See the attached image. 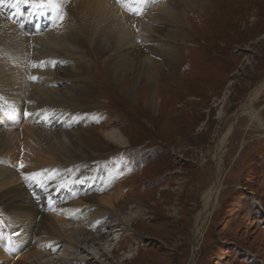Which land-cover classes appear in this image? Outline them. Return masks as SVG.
<instances>
[{
	"label": "rangeland",
	"instance_id": "rangeland-1",
	"mask_svg": "<svg viewBox=\"0 0 264 264\" xmlns=\"http://www.w3.org/2000/svg\"><path fill=\"white\" fill-rule=\"evenodd\" d=\"M171 2L187 22L189 36L185 41L170 37L171 28L179 22L160 13L166 19L160 16L163 20L157 25L164 31L151 32L145 44L152 41L155 50H148V57L162 63L163 78L155 80L149 95L142 94L140 88L147 79L141 78L132 99L127 94L132 72H125V83H116L108 69L110 53L91 42L92 30L100 24L98 11L71 8V1L61 6L62 27L73 25L78 36L69 64L62 60L59 64L61 89L74 93L76 109L83 115L75 118L72 129L99 152H89L77 161L78 172L50 173L54 177L47 187L29 181L31 171L23 173L25 188L44 212V229L36 235L33 220L26 215L28 206L17 219L6 208L0 190V264L22 261L18 257L34 250H40L43 261L62 264L59 258L72 251L71 246L62 241L67 237H50L54 231L49 234L46 229L49 222L69 235L66 227L91 230L90 219L98 218L106 233L103 240L115 242H102L103 256L92 240L76 250L81 257H96L95 264H264V126L242 113L251 103L264 123V92L254 95L264 84V0H205L198 10L187 0ZM151 14L144 13L145 19H153ZM108 24L113 40H122L116 51L125 53L126 45L121 48L125 34L119 32L124 25L104 22ZM132 26L134 32L145 28L133 22ZM137 43L145 45L139 38ZM171 44L177 50L175 64L164 46ZM70 72H77L74 81L68 78ZM9 110L15 119L1 122L5 113L1 111L0 131L14 127L21 132L31 119L21 114L20 106ZM239 111L242 114L237 117ZM45 120L39 116V121ZM53 124L57 128L63 122ZM109 128L122 131L128 144L119 146L108 140L103 131ZM230 129L221 191L194 261L196 216L203 208L205 192L216 183L214 150ZM124 219H129L128 224ZM133 254L136 258L128 260ZM41 263L45 264L35 262Z\"/></svg>",
	"mask_w": 264,
	"mask_h": 264
},
{
	"label": "bare ground",
	"instance_id": "bare-ground-1",
	"mask_svg": "<svg viewBox=\"0 0 264 264\" xmlns=\"http://www.w3.org/2000/svg\"><path fill=\"white\" fill-rule=\"evenodd\" d=\"M70 1L71 8L78 7L80 10L84 9L86 12H89L92 10L91 7H93L98 11V15H100V21H98V23L100 22V24L94 26L91 42L98 44L96 45L98 50L110 53V57L107 59L108 69L111 71L116 83L120 80H124L125 83V72H132L133 84L127 92L130 99L134 97L133 90L136 88L141 78L144 77L147 79L140 88L142 94L149 95L151 90H154L153 85L155 84V80L157 81V79L163 75L162 63L150 60L148 57L151 54L149 51L152 52L155 50L154 45L151 43L152 41L145 44V40L147 39L148 41V38L152 36L151 32L163 33L164 29L157 25L158 21L163 20V18L164 20L166 19L164 15L161 14L166 13L169 17L177 19L179 22L178 25L171 28L169 32L170 37L178 39L176 41H185L189 36L185 28L187 22L183 19V15L177 12V4L171 2V0H125V2L124 0H121V2H117V0H61L62 3L59 4V10L61 11V6L66 3L68 4ZM187 1L197 10L205 4V0ZM39 2L40 1L20 3L18 0H4L3 3H0V112H5L4 115H1V122L10 119L14 120L15 113L9 109L10 107L16 108L17 106L18 108L19 106L22 107L21 114L24 113L25 115L26 113L28 119H31L24 123L21 132L14 127L8 132L0 131V190L3 189L1 196L5 198L6 208L12 210V212L17 215V219L20 217L22 211H24L23 209H26L28 206L26 215L33 220V226L36 228V231L33 232L34 235L44 229V212L42 208L39 207L38 203L31 198L25 188L22 179L26 178V174L23 173L31 171V177L35 173H41L37 179L40 181L41 185L47 187L48 182L54 177V175L50 173L56 174L57 172L60 175H64L70 171L75 172L76 169L80 168V165H77V161L87 156L89 152H99L98 150L91 149L86 144L80 131L72 129L75 118H81L83 115L76 109L78 106L75 103L76 99L74 93H63L60 85L61 68L59 64L62 61H64L63 63H65L66 66L69 64L68 58H71V51L75 48V44L77 45V32L72 29L73 25L70 27L71 25L67 24L65 27H62L63 24H61L60 21L63 22V17L59 14V10L47 7H36L35 4ZM3 11L5 13H3ZM144 13H152L151 16L155 15V13L158 14L155 15L153 19H145ZM74 15L77 17V14H73V16ZM160 16L163 18L159 19ZM59 17H62V20ZM105 21H112L124 25V28H122V30L120 29L119 32L121 31L125 34L123 38L126 39H124V43L121 45V48L126 45L124 49L125 53L116 51L122 40H113L115 38L113 34H108L112 27H110L109 24L104 26ZM124 22L127 24V27L123 24ZM132 22L137 24V27H145L144 31L134 32ZM138 38L142 39L145 45L137 43ZM132 45L133 47H130ZM164 46L167 51L166 55L170 56V60H172L171 64H175L178 60L176 46L174 44ZM34 65L37 66L34 67ZM79 68L80 67H78V70ZM76 74L77 72H70V74L67 75H69L68 78L70 80L74 81L77 77ZM33 77L36 78L33 79ZM263 92L264 84L259 86L254 92V95L259 96ZM149 99H151V97ZM251 100L250 98V101ZM31 103L34 104V108L31 107ZM18 111L17 109L16 113ZM242 111V113L250 117L252 122L261 123L264 126L263 120L260 118L253 104H248L246 109ZM242 113L239 111L236 116L238 117V115ZM39 116L48 120L41 122L39 121ZM72 117H74V119H72ZM23 118L25 119V116ZM58 122H63V124L61 126L57 125L56 128L53 123ZM103 132L108 140L119 144V146L128 144V140L124 133L117 128L104 129ZM230 132L231 129L226 136L220 138L214 150L217 175L216 183L205 192L203 208L196 216L194 229L196 236V255H193L194 261L197 259V250L201 245L202 236L207 227L208 217L221 191L224 153L227 137ZM57 161H61L60 164L62 163L63 165L57 164ZM66 163L68 165L65 166ZM21 165H24V167H21ZM67 170H69V172ZM82 170L86 172L87 169L83 168ZM28 180L37 184V182L31 178ZM13 190L15 191L13 192ZM146 194L148 195L147 192ZM140 201L141 200H136L141 209V207H144ZM133 210L135 211V209ZM63 211H65L64 207ZM66 213L65 215L69 214ZM45 217L47 218L48 216ZM131 217L136 219L137 216L131 214ZM101 220V218L97 220L90 219L89 225H94V228H96L95 230L94 228L87 230L80 226L66 227L68 231L70 230L69 235H63L64 232L60 227L56 226L52 221L49 222V228L46 227V229L49 232V230L53 228L55 232V234L53 232V236L51 235L50 237H56L58 239L59 236L67 237L66 240L63 239L62 241L69 242L71 246L72 251L68 252L67 255L63 253L59 258L62 264H95L97 258L93 255L88 254V256L81 257L76 253L77 249L91 240V242L97 244L102 253L101 255H105L106 250L105 247H102V242H112L114 239L107 238L103 240L106 233L104 229L100 227ZM128 220L124 219L126 224H128ZM25 232L28 231L25 229ZM46 238L47 237L43 238L44 243L47 242L45 241ZM120 240L121 239H119L118 242H120ZM18 258H21L22 261L12 262V264H35L36 261L39 263L44 262L45 264H52L51 262L42 260L43 255H41L40 250H34V252L30 254L28 252L26 255ZM127 258L128 260L134 259L136 256L133 254L131 257L128 256Z\"/></svg>",
	"mask_w": 264,
	"mask_h": 264
},
{
	"label": "snow or ice",
	"instance_id": "snow-or-ice-1",
	"mask_svg": "<svg viewBox=\"0 0 264 264\" xmlns=\"http://www.w3.org/2000/svg\"><path fill=\"white\" fill-rule=\"evenodd\" d=\"M4 0H0V3H3ZM18 2L20 3H29L31 2V0H18ZM117 2H121V0H117ZM36 7H39V8H44V7H47V8H52V9H55V10H59L60 6L59 4L57 3V0H40L39 3L35 4ZM60 19H62V17H59ZM37 65H34V67H36ZM36 77H33V79H35ZM21 167H24V165H21ZM41 173H35L33 174V176L31 177V179H33L34 181H36L37 183H40V181L37 179L38 176H40ZM43 186V185H41Z\"/></svg>",
	"mask_w": 264,
	"mask_h": 264
}]
</instances>
